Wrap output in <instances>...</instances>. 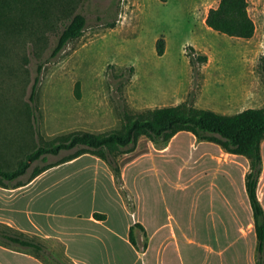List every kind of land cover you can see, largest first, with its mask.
Wrapping results in <instances>:
<instances>
[{
    "label": "rangeland",
    "instance_id": "1",
    "mask_svg": "<svg viewBox=\"0 0 264 264\" xmlns=\"http://www.w3.org/2000/svg\"><path fill=\"white\" fill-rule=\"evenodd\" d=\"M248 1L257 30L243 40L204 23L205 9L218 0H0V166L14 168L40 141L73 131L118 129L122 110L175 105L188 100L189 92L195 107L225 114L264 106V0ZM77 12L86 20L82 33L53 55L58 34ZM160 35L165 50L157 55ZM187 45L207 56L196 63L198 75L185 53ZM189 142L187 135H179L170 150L155 154L156 165L177 160L175 153L182 158L177 149L186 150ZM144 148L150 151L143 142L137 151ZM73 150L35 160L20 179ZM260 150L258 182L264 199V139ZM214 154L221 157L208 154L196 161L195 155L186 161L194 168L204 165V186L217 183L233 198L231 207L244 209L241 174L249 169L247 158L222 148ZM164 168L173 176L169 165ZM182 173L188 175L185 169ZM137 176L130 185L144 196H199L198 183L191 193L190 188L173 192L167 180L158 185L152 173ZM156 203L164 218L169 202Z\"/></svg>",
    "mask_w": 264,
    "mask_h": 264
},
{
    "label": "crops",
    "instance_id": "2",
    "mask_svg": "<svg viewBox=\"0 0 264 264\" xmlns=\"http://www.w3.org/2000/svg\"><path fill=\"white\" fill-rule=\"evenodd\" d=\"M183 134L190 142L186 150L177 149L182 158L175 153L172 158L177 160L156 165L155 154L170 150ZM142 142L150 151H137ZM213 145L211 141L197 142L186 130L176 132L162 145L140 136L134 150L117 156L127 199L118 189L109 165L90 153L51 166L22 180V185L0 186V224L42 246V251H35L0 241V264H256V235L244 172L240 199L244 209L235 210L230 206L233 198L217 183L204 186V165L197 163L194 168L187 163L188 157L195 155L196 161L208 154L209 158L219 159L221 156L214 151L221 147ZM208 146L213 151H206ZM166 165L174 170L173 176L164 168ZM183 169L187 176L182 175ZM146 173H152L158 185L167 180L173 192L190 188L191 193L198 183L199 196H144L132 185L133 178L136 182L137 175ZM256 192L264 210L259 182ZM160 200L170 204L164 207V218H160L156 203ZM135 223L141 227L133 226ZM131 226L135 245L128 235Z\"/></svg>",
    "mask_w": 264,
    "mask_h": 264
},
{
    "label": "trees",
    "instance_id": "3",
    "mask_svg": "<svg viewBox=\"0 0 264 264\" xmlns=\"http://www.w3.org/2000/svg\"><path fill=\"white\" fill-rule=\"evenodd\" d=\"M248 6V0H218L215 6L207 9L204 23L218 33L243 40L250 39L255 32V23L249 14ZM85 24L84 15L79 12L75 13L58 34L53 55L59 52L67 42L77 38L82 33ZM186 48L188 50L185 53L192 70L195 75H198L196 63L206 62L207 56L195 53L193 46L187 45ZM164 50L165 40L160 35L155 41V51L157 55H162ZM34 89L33 86L31 100H33ZM74 94L79 98L78 83L75 85ZM189 97L188 100L175 105L146 108L136 112L122 110L120 112L121 124L118 129L101 133L73 131L49 141H40L14 168L3 169L0 166V186L22 185L24 182L20 176L35 160L44 161L47 154L56 155L61 150L74 149L54 162L33 167L27 178L31 179L41 171L83 153H90L109 165L118 189L127 199L128 193L122 186L117 156L134 150L140 136L147 137L156 145H162L176 132L186 130L197 139L214 142L226 152L247 158L249 169L244 175V185L256 235L255 263L264 264V210L256 192L261 171L260 145L264 139V106L248 107L235 113L225 114L195 107L193 92H189ZM27 111L28 114L32 113L29 108ZM94 215L103 217L98 213ZM133 226L141 227L138 223ZM133 226L130 227L128 235L131 243L135 245ZM0 241L8 245L16 244L23 248L29 247L35 251H42L41 244L5 224H0Z\"/></svg>",
    "mask_w": 264,
    "mask_h": 264
}]
</instances>
